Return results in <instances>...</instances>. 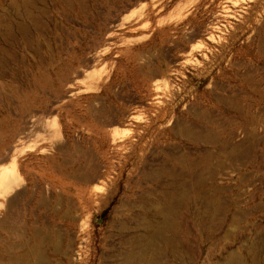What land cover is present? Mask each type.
<instances>
[{"label":"rangeland","instance_id":"rangeland-1","mask_svg":"<svg viewBox=\"0 0 264 264\" xmlns=\"http://www.w3.org/2000/svg\"><path fill=\"white\" fill-rule=\"evenodd\" d=\"M259 87L264 0H0V164L20 173L0 264H107L114 210L167 197L170 174L253 208L192 264H264ZM129 247L140 264V233Z\"/></svg>","mask_w":264,"mask_h":264},{"label":"crops","instance_id":"crops-1","mask_svg":"<svg viewBox=\"0 0 264 264\" xmlns=\"http://www.w3.org/2000/svg\"><path fill=\"white\" fill-rule=\"evenodd\" d=\"M255 94L262 99L264 90L259 87ZM249 125V131H252L255 137L256 152L259 151V154L255 155L262 160L264 103L261 106L257 105L253 110ZM251 171L252 169L243 166L240 175L242 177L246 173L254 177L255 174ZM169 180L168 190L162 192L163 196L167 197L158 200L141 196L129 198L123 203V209L114 210L110 227L118 229L122 237L118 243L111 241L113 245L110 250L106 249L108 253L104 255L105 263H124V254L130 251L129 242L133 234L140 233L142 237L140 264H168L170 261L192 264L194 259L208 258V245L217 242L214 237L227 225L228 217L233 224L242 217L248 222L254 218L251 214L253 210L251 203L243 207L236 202L226 205L220 190L212 191L204 182L198 186V178L194 179L193 175L190 178L186 176L185 189L177 188V183H181V179L178 182L170 174ZM153 201H156V204ZM125 234L128 235L126 239L123 237ZM218 237L219 233L216 240ZM205 246L206 250L203 251Z\"/></svg>","mask_w":264,"mask_h":264},{"label":"bare ground","instance_id":"bare-ground-1","mask_svg":"<svg viewBox=\"0 0 264 264\" xmlns=\"http://www.w3.org/2000/svg\"><path fill=\"white\" fill-rule=\"evenodd\" d=\"M19 178H20L19 168H18V164L16 163L15 159H11L10 161L5 162L4 164H0V197H5L8 194H10L18 186Z\"/></svg>","mask_w":264,"mask_h":264}]
</instances>
